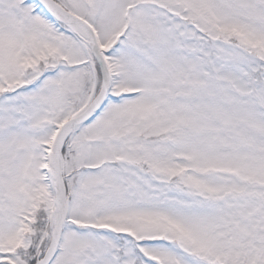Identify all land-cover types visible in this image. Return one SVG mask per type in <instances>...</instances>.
Listing matches in <instances>:
<instances>
[{
    "label": "snow or ice",
    "instance_id": "snow-or-ice-1",
    "mask_svg": "<svg viewBox=\"0 0 264 264\" xmlns=\"http://www.w3.org/2000/svg\"><path fill=\"white\" fill-rule=\"evenodd\" d=\"M0 264H264V0H0Z\"/></svg>",
    "mask_w": 264,
    "mask_h": 264
}]
</instances>
